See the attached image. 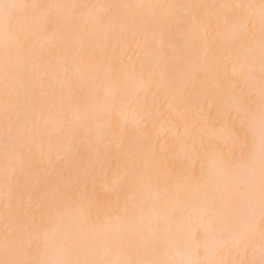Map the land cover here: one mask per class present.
Masks as SVG:
<instances>
[{"label": "snow or ice", "instance_id": "1", "mask_svg": "<svg viewBox=\"0 0 264 264\" xmlns=\"http://www.w3.org/2000/svg\"><path fill=\"white\" fill-rule=\"evenodd\" d=\"M0 264H264V0H0Z\"/></svg>", "mask_w": 264, "mask_h": 264}, {"label": "bare ground", "instance_id": "2", "mask_svg": "<svg viewBox=\"0 0 264 264\" xmlns=\"http://www.w3.org/2000/svg\"><path fill=\"white\" fill-rule=\"evenodd\" d=\"M72 2H80V3H84V2H97V0H72ZM197 2H208V3H211V2H214V0H197ZM136 53H137V49H136V46L135 45H131L127 48V56L125 59H127L128 57H135L136 56ZM234 115V114H233ZM163 146V142H161V145L160 147ZM193 165L195 167H199V165L196 163L195 160L192 161Z\"/></svg>", "mask_w": 264, "mask_h": 264}]
</instances>
